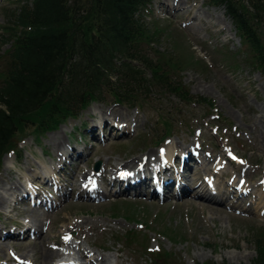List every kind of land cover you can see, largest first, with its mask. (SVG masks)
<instances>
[{"label":"rangeland","instance_id":"374dc122","mask_svg":"<svg viewBox=\"0 0 264 264\" xmlns=\"http://www.w3.org/2000/svg\"><path fill=\"white\" fill-rule=\"evenodd\" d=\"M24 1L0 0V38L3 28L12 23L13 11ZM143 15V20L159 31V40L150 47L174 52V62L183 68L178 81L192 97L190 102H180L156 88L138 109L107 97L106 102L90 104L75 119L51 132L28 130L20 135V141L15 142L17 153L0 158V231L21 233L26 226L34 233L18 240L22 243L18 250L13 241L1 239L0 264H25L31 259L38 264L46 248L56 254L48 264H55L58 258L78 264H150L149 254L156 250L170 255L166 264L174 260L180 264H251L253 242L264 233V76L252 69L247 50L241 48L222 6H211L207 0H151ZM262 26L264 39V22ZM5 48L7 44L0 42V53ZM204 99L212 104L211 110L201 103ZM117 124L120 130L113 129ZM168 134L170 137L157 148L154 142ZM57 144L72 153L59 173L51 170L57 165L56 153H65ZM182 144L196 153L191 173H187L192 176L187 187L194 174L207 184L211 178V184H219L215 195L222 207L196 200L193 196L199 189L177 199L169 195L154 199L148 193L117 195L115 187L106 184L100 186L105 195L98 198L77 196L80 188L72 185L66 197L60 198L55 189H65L66 181L74 175L97 176L108 167L116 171L130 160L137 164L145 154L156 156V164L161 169L167 166L175 176L181 164L166 159L183 149L179 147ZM225 152L241 161L227 163ZM95 162H99L97 172L91 170ZM41 166H48L54 185L33 171ZM222 173L232 182L219 178ZM112 176L108 172L106 179ZM94 179L100 183L98 176ZM239 184L242 189L237 192L250 194L243 196L240 206H248L251 213L232 208L236 205L227 188L235 190ZM14 186L20 187L18 191L29 187V192L44 198V206L50 202L55 205L44 208L28 198L18 200L21 192L12 193ZM182 198L187 202L180 204ZM129 234L134 242L125 240ZM81 251L88 257L81 258ZM94 257H102L101 263L92 261ZM157 262L165 264L162 259Z\"/></svg>","mask_w":264,"mask_h":264},{"label":"trees","instance_id":"16d2710c","mask_svg":"<svg viewBox=\"0 0 264 264\" xmlns=\"http://www.w3.org/2000/svg\"><path fill=\"white\" fill-rule=\"evenodd\" d=\"M150 3L25 0L19 4L0 38L7 44L0 53V158L8 152L17 153L14 137L26 135L28 130L51 132L90 104L106 102L107 97L133 108L151 97V89L156 88L180 102H190L192 97L178 81L183 68L174 62V52L150 47L159 40L158 29L143 20ZM207 3L224 8L252 69L264 76L260 30L264 0ZM201 103L212 108L207 99ZM124 238L135 241L133 234ZM253 245L251 264H264V233ZM157 251L149 254L150 264H160L159 259L166 264L170 255ZM173 264L180 262L174 260Z\"/></svg>","mask_w":264,"mask_h":264},{"label":"bare ground","instance_id":"6f19581e","mask_svg":"<svg viewBox=\"0 0 264 264\" xmlns=\"http://www.w3.org/2000/svg\"><path fill=\"white\" fill-rule=\"evenodd\" d=\"M169 8H171V7H169ZM113 115L118 117V118L121 116L117 112H113ZM117 127H118V125H115V127L113 129L120 130ZM119 127H121V125H119ZM55 146H57L58 148L61 147L63 152L65 151L64 147H62L60 144H57ZM174 147L175 146H172V148H174ZM179 147H181L183 149L179 150L176 154H174V156L170 155V157H168L166 159V162L169 159H171V161L173 160V163L177 162L178 164H181L179 169H177L176 172L174 171L175 176H172L171 173L168 172L167 166L164 169H161L158 166L156 168V176L159 174L160 179L157 180L156 184H154L153 181L148 177L145 178L143 181H141L140 178L142 177L144 170L146 168L149 169L150 165H157L155 162L156 156L152 157L153 155L148 156L147 154H145L144 160H141V158H140L139 160H137V164L134 160H130L127 162L126 165H124V167L119 168L116 171H114V169H112L110 167H108V170H106V171L101 169L97 175L99 177L100 183L96 182L95 193L93 196L103 197L105 195L103 190H101L100 187H97V185H103L104 186V184H106V187H115L114 193L117 195L125 196V195H129L130 193H132V196L139 197V196H142V195L148 193V195L154 199L158 198L159 196L164 197L165 195H169L170 198L177 199L179 197H183L186 195L190 196V194L194 193L197 189H199L196 193H194V196H193L196 200H199L201 202H206L208 205H214L217 207H222L221 206L222 201L219 198H217L216 196L209 194L206 191H204V188H206L207 184L204 181L203 177L201 178L197 174H194V177L192 178V183H191L190 187L189 188L187 187V180L190 177H192L190 175H187V173H191L190 170H192V167L190 165H191V163H194L196 160L193 157H191L192 155L190 154V149H191L190 147H186L184 144L180 145ZM69 151L70 150L68 149V152ZM68 152L65 151V153H61V152L56 153L55 158L57 159V161H56L57 165L54 167H51L52 171H54L55 173H59V172L63 171V166L68 164V159H70V157L72 158V153H68ZM76 155L79 156L80 153L77 152ZM176 156H178L179 158ZM4 160H5V157L2 158V161H1L2 165H3ZM161 160H162V157L159 154L158 161H161ZM59 162H60V165H58ZM105 163H107V161ZM123 163H121V164H123ZM47 168H48V166H46V167L41 166L39 169H33V171H39V174L41 176H43V179L47 180V184L53 183L54 179H52V177H50V175L47 174V172H48ZM108 172H110L111 174H114V176L111 179H106V175ZM97 176H94L93 178H95ZM223 176L228 177L227 174H223V175L219 176V178H222ZM210 180H212V179L210 178ZM85 181H88V182L85 184L84 189H83L82 186L84 185ZM54 183H53V185H54ZM66 183L67 184L65 185L66 186L65 189H61L62 187L60 188L58 186H55V189L60 191V193H59L60 198L66 197L68 186H71V185L73 186L74 189L79 190V188H80L79 194H77V196L80 195L81 197L86 198V197L90 196L89 192L86 191V189L88 186H92L93 184H95V180L90 178L87 175V173L86 174L82 173L81 175L71 176L66 181ZM223 186H225V188H226V187H228V184L224 183ZM19 188H20L19 186H14L12 188V193L21 192L20 194L23 195V196H20V198L18 200H21L22 198H24V199L28 198L29 200L34 201V203L37 202L36 203L37 206H44V203L42 202V200H44V198L38 197V195H35V193H32L31 191L29 192V187L25 186L21 191H18ZM69 188H71V187H69ZM73 188H71V189H73ZM172 188H175L174 193H171ZM225 188H224V190H226ZM227 190H228L227 193L232 194L231 200L233 201L234 205H236V207L240 208V205L243 201V198L241 197L242 195L237 194L236 191L233 192L232 189L227 188ZM16 191H18V192H16ZM20 194H18V195H20ZM18 195H16V196H18ZM244 195L248 196L250 194H248V192L246 191L243 194V196ZM184 202H187V201H186V199L183 200V198H182V200L179 201L180 204H182ZM46 206L51 207L52 206L51 202L46 204ZM13 209L14 208L12 207V210ZM242 211L251 213L248 206H246ZM20 213H21V215L24 214L22 212H20ZM30 230H31L30 228L25 226V228L23 229V231L21 233L13 232V231H10L9 229L6 231H0V240L1 239H7L11 242L13 241V244H12L13 247L16 250H18L17 248H18L19 244H22V243L18 242V240L21 239V237H23V236L29 235V232L34 233L33 232L34 230H31V231ZM39 241H42V240H39ZM5 243H6V241H5ZM1 247H2V245L0 243V250H1ZM49 249L46 248L45 251H43L40 254L41 258H40V263H38V264H48V262H50V259L56 255V254H54V252L52 253L51 250H49ZM80 256H81V258L84 259V258L88 257V254H87V252L85 253V252L81 251ZM101 258L102 257H100V258L94 257L92 261H95V262L99 261L98 263H101L100 262ZM11 260H12V258L9 261H11ZM61 262L62 263H59V264L66 263L64 260H62ZM13 264H18V263L13 261ZM25 264H35V263L31 259L30 261H26Z\"/></svg>","mask_w":264,"mask_h":264},{"label":"water","instance_id":"95a60500","mask_svg":"<svg viewBox=\"0 0 264 264\" xmlns=\"http://www.w3.org/2000/svg\"><path fill=\"white\" fill-rule=\"evenodd\" d=\"M22 138V136H17V137H15V138H13V140L16 142H18V141H20V139ZM98 165H99V163H95L94 165H93V167H92V170L93 171H97V169H98Z\"/></svg>","mask_w":264,"mask_h":264}]
</instances>
